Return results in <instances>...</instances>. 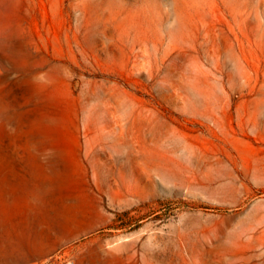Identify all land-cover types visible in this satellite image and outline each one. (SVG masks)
Instances as JSON below:
<instances>
[{"label": "rangeland", "instance_id": "1", "mask_svg": "<svg viewBox=\"0 0 264 264\" xmlns=\"http://www.w3.org/2000/svg\"><path fill=\"white\" fill-rule=\"evenodd\" d=\"M1 17L8 250L264 264V0H0Z\"/></svg>", "mask_w": 264, "mask_h": 264}, {"label": "crops", "instance_id": "2", "mask_svg": "<svg viewBox=\"0 0 264 264\" xmlns=\"http://www.w3.org/2000/svg\"><path fill=\"white\" fill-rule=\"evenodd\" d=\"M4 189H7V186H3ZM12 187L10 186V189ZM26 188L22 187L21 190L22 192H25ZM10 221L6 218H2L1 215H0V256L1 255H6L7 257H9V260H0V264H25L27 263V255L26 254H23L22 252H19L18 250H15L12 248L10 250H8V244L6 243H3L2 244V241L3 240H10V236H8L7 233H9L11 230L10 229ZM1 227H4V231L1 232ZM4 233V235L2 236L1 234ZM3 239V240H2ZM3 242H6V241H3ZM13 246V245H11Z\"/></svg>", "mask_w": 264, "mask_h": 264}, {"label": "bare ground", "instance_id": "3", "mask_svg": "<svg viewBox=\"0 0 264 264\" xmlns=\"http://www.w3.org/2000/svg\"><path fill=\"white\" fill-rule=\"evenodd\" d=\"M1 19H2V17L0 18V20H1ZM68 222H69V221H68ZM71 223H73V222H71ZM71 223H69V224H71ZM2 259L8 261V260H9V257H7L6 255H1V256H0V260H2Z\"/></svg>", "mask_w": 264, "mask_h": 264}]
</instances>
